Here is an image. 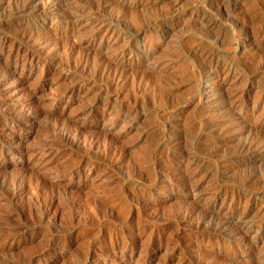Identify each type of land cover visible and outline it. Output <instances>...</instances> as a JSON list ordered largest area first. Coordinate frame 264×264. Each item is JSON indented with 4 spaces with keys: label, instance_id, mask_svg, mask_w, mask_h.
<instances>
[{
    "label": "rangeland",
    "instance_id": "1",
    "mask_svg": "<svg viewBox=\"0 0 264 264\" xmlns=\"http://www.w3.org/2000/svg\"><path fill=\"white\" fill-rule=\"evenodd\" d=\"M21 1L0 0V264H264V0Z\"/></svg>",
    "mask_w": 264,
    "mask_h": 264
},
{
    "label": "bare ground",
    "instance_id": "2",
    "mask_svg": "<svg viewBox=\"0 0 264 264\" xmlns=\"http://www.w3.org/2000/svg\"><path fill=\"white\" fill-rule=\"evenodd\" d=\"M26 1H27V0H25V1H21V2L24 3V2H26ZM30 1H31V0H28V1L26 2V4H28ZM51 1H52V0H51ZM62 1H63V0H62ZM113 1H114V0H113ZM142 1H143V0H142ZM46 2H47V1H46ZM55 2H56V1H55ZM60 2H61V1H60ZM98 2H99V1H98ZM148 2H149V1H148ZM34 3H35V2H34ZM96 3H97V2H96ZM96 3H95V4H96ZM14 4H15V3H14ZM14 4H13V5H14ZM29 5H30V4H29ZM52 5H53V4H52ZM137 5H138V4H137ZM15 6H16V5H15ZM17 6H18V3H17ZM21 6H23V5L21 4ZM33 7H34V6H33ZM40 7H41V6H40ZM96 7H97V6H96ZM110 7H111V6H110ZM15 8H16V7H14V11H15ZM21 8H22V7H21ZM47 8H48V6H47ZM49 8H50V6H49ZM52 8H53V7H52ZM16 9H17V8H16ZM43 9H44V8H43ZM43 9H42V10H43ZM97 10H98V9H97ZM175 10H176V9H175ZM19 11H20V10H19ZM23 11H25V10H23ZM27 11H28V10H27ZM31 11H33V10H31ZM95 11H96V10H95ZM102 11H103V10H102ZM50 12H52V11H50ZM99 12H100V11H99ZM170 12H171V11H170ZM11 13H12V12H11ZM26 13H27V12H26ZM39 13H40V12H39ZM74 13H75V12H74ZM93 13H94V12H93ZM11 15H12V14H11ZM17 15H18V14H17ZM29 15H30V14H29ZM93 15H94V14H93ZM100 15H101V14H100ZM170 15H171V14H170ZM170 15H169V16H170ZM43 16H44V15H43ZM70 16H71V15H70ZM73 16H74V15H73ZM98 16H99V15H98ZM16 17H17V16H16ZM36 17H37V16H36ZM84 17H85V16H84ZM119 17H120V16H119ZM65 18H66V17H65ZM65 18H64V20H66ZM73 18H74V17H73ZM96 19H97V18H96ZM116 19H117V18H116ZM161 19H162V18H161ZM166 19H167V18H166ZM72 20H73V19H72ZM112 20H113V19H112ZM117 20H118V19H117ZM170 20H171V19H170ZM139 21H141V20H139ZM67 22H68V21H67ZM115 22H116V20H115ZM115 22H114V23H115ZM129 22H130V21H129ZM142 22H143V21H142ZM111 23H112V22H111ZM70 24H71V23H70ZM76 24H77V23H76ZM105 24H106V23H105ZM117 24H118V23H117ZM100 25H101V24H100ZM110 25H111V24H110ZM72 26H73V24H72ZM106 27H107V26H106ZM115 27H116V26H115ZM93 28H94V27H93ZM97 28H98V27H97ZM145 28H146V27H144V29H145ZM107 29H108V28H107ZM141 29H143V28H141ZM136 32H137V31H136ZM130 35H131V34H130ZM128 36H129V35H128ZM23 39H24V38H23ZM23 39H21L22 42H23ZM27 39H31V38H27ZM25 41H26V40H25ZM31 41H32V40H31ZM28 43H30V42H28ZM249 44H250V43H249ZM25 46H26V45H25ZM33 46H34V44H33ZM33 46H32L31 48H33ZM29 47H30V46H29ZM46 47H47V46H46ZM38 48H39V47H38ZM38 48H37V49H38ZM26 49H27V48H26ZM28 49H29V48H28ZM33 49H35V48H33ZM16 50H17V49H16ZM33 51H34V50H33ZM16 52H17V51H16ZM43 52H44V51H43ZM45 52H46V51H45ZM34 53H35V52H34ZM45 54H46V53H45ZM29 56H30V55H29ZM105 59H106V58H105ZM84 60H85V59H84ZM79 62H80V61H79ZM78 64H79V63H78ZM103 64H104V63H103ZM106 64H107V63H106ZM108 64H109V63H108ZM95 65H97V64H95ZM104 65H105V64H104ZM109 65H110V64H109ZM111 65H112V64H111ZM102 66H103V65H102ZM81 67H82V66H81ZM87 67H88V66H87ZM89 67H90V69H91V66H89ZM111 67H112V66H111ZM221 67H222V66H221ZM224 67H225V66H224ZM119 68H120V67H119ZM119 68H118V69H119ZM122 68H123V67H122ZM80 69H81V68H80ZM88 69H89V68H88ZM88 69H87V70H88ZM92 69H94V66H93ZM92 69H91V70H92ZM102 69H104V68H102ZM108 69H109V68H108ZM108 69H107V70H108ZM85 70H86V69H85ZM7 71H8V70H7ZM81 71H82V70H81ZM114 71H115V70H114ZM108 72L110 73V71H108ZM227 72H228V70H227ZM7 73H8V72H7ZM100 73H102V71H101ZM105 73H106V72H105ZM217 73H218V72H217ZM10 74H11V73H10ZM13 74H14V73H13ZM119 74H121V73L119 72ZM150 74H151V73H150ZM222 74H223V73H222ZM0 75H1V73H0ZM114 75H115V73H114ZM2 76H3V75H2ZM2 76H1V77H2ZM99 76H101V74H100ZM218 76H219V75H218ZM1 77H0V78H1ZM9 77H10V75H9ZM11 77H12V75H11ZM132 77H133V76H132ZM229 77H230V76H229ZM2 78H3V77H2ZM13 78H14V77H13ZM141 78H142V77H141ZM7 79H8V78H7ZM115 79H116V78H115ZM115 79H114V80H115ZM124 79H125V78H124ZM124 79H123V80H124ZM114 80H113V81H114ZM123 80H122V81H123ZM1 81H2V80H1ZM124 81H125V80H124ZM133 81H134V80H133ZM128 82H129V81H128ZM131 82H132V81H131ZM217 83H218V82H217ZM110 84H111V83H110ZM106 85H107V84H106ZM135 85H136V84H135ZM137 85H138V84H137ZM137 85H136V86H137ZM103 86H104V85H103ZM157 87H158V86H157ZM218 87H219V86H218ZM218 92H219V91H218ZM68 93H69V92H68ZM222 93H223V92H222ZM216 94H217V93H215V95H216ZM137 95H138V94H137ZM241 95H242V94H241ZM260 95H261V94H260ZM157 96H158V95H157ZM212 96H213V95H212ZM216 96H217V95H216ZM210 97H211V96H210ZM150 98H151V97H150ZM228 98H229V97H228ZM233 100H234V99H233ZM132 111H133V110H132ZM4 123H5V122H4ZM222 123H223V122H222ZM1 124H2V123H1ZM8 124H9V123H8ZM217 125H218V124H217ZM220 125H221V124H220ZM4 126H5V125H4ZM242 126H243V125H242ZM54 128H55V126H54ZM247 128H248V127H247ZM51 129H52V128H51ZM245 129H246V128H245ZM53 130H54V129H53ZM59 130H60V129H59ZM56 131H57V130H56ZM64 132H65V131H64ZM77 132H78V131H77ZM246 132H247V131H246ZM248 132H249V131H248ZM248 132H247V133H248ZM62 133H63V131H62ZM78 133H79V132H78ZM58 134H59V133H58ZM60 134H61V133H60ZM244 134H245V133H244ZM253 134H254V133H253ZM253 134H252V135H253ZM257 134H258V133H257ZM10 135H11V134H10ZM49 135H50V134H49ZM74 135H75V134H74ZM252 135H251V136H252ZM255 135H256V134H254V136H255ZM51 136H52V135H51ZM51 136H50V137H51ZM62 136H63V135H62ZM64 136H65V135H64ZM77 136H78V135H77ZM45 137H46V136H45ZM65 137H66V136H65ZM72 137H73V135H72ZM69 138H70V137H69ZM69 138H68V139H69ZM252 138H254V137H252ZM5 139H6V138H5ZM72 139L74 140V138H72ZM246 139H247V141H248V138H246ZM13 140H14V139H13ZM43 140H44V139H43ZM53 140H56V139H53ZM57 140H58V139H57ZM62 140H63V139H62ZM66 140H67V139H66ZM254 140H255V139H254ZM258 140H259V139H258ZM4 141H5V140H3L2 138H0V146L7 145V144H8V143H5ZM46 141H47V140H46ZM91 141H92V140H91ZM17 142H18V141H17ZM47 142H48V141H47ZM54 142H55V141H54ZM67 142H68V141H67ZM92 142H93V141H92ZM95 142H97V141H95ZM251 142H252V141H251ZM11 143H12V142H11ZM11 143H9V144H11ZM60 143H61V142H60ZM65 143H66V142H65ZM74 143H75V142H74ZM243 143H244V142H243ZM248 143H249V142H248ZM248 143H247V144H248ZM42 144H43V143H42ZM44 144H45V143H44ZM68 144H69V143H68ZM70 144H71V143H70ZM79 144H80V143H79ZM95 144H96V143H95ZM247 144H246V146H247ZM249 144H250V143H249ZM257 144H258V142H257ZM260 144H261V143H260ZM53 145H54V144H53ZM55 145H56V144H55ZM64 145H65V144H64ZM71 145H72V144H71ZM93 145H94V144H93ZM243 145H244V144H243ZM56 146H57V145H56ZM65 146H66V145H65ZM48 147H50V146H48ZM67 147H68V146H67ZM78 147H79V146H78ZM78 147H77V148H78ZM248 147H249V146H248ZM255 147H257V146H255ZM255 147H253V148H255ZM258 147H259V146H258ZM258 147H257V148H258ZM16 148H17V147H16ZM20 148H21V147H20ZM112 148H113V147H112ZM237 148H238V147H237ZM6 149H7V148H6ZM69 149H70V148H69ZM1 150H2V149H1ZM247 150H248V148H247ZM17 151H18V150H17ZM106 151H107V150H106ZM216 151H218V150H216ZM244 152H245V151H244ZM82 154H83V153H82ZM88 157H89V156H88ZM33 159H34V158H33ZM79 159H80V158H79ZM84 159H85V158H84ZM43 160H44V159H43ZM48 161H49V160H48ZM91 161H92V159H91ZM91 161H90V162H91ZM77 162H78V161H77ZM23 166H24V165H23ZM68 166H69V165H68ZM45 167H47V166H45ZM74 167H75V166H74ZM28 168H29V166H28ZM59 168H60V167H59ZM22 169H23V167H22ZM26 169H27V168H26ZM72 170H73V169H72ZM29 171H31V170H29ZM26 173H27V172H26ZM31 173H32V172H31ZM254 173H255V172H254ZM32 175H34V174L32 173ZM54 176H55V175H54ZM13 177H14V176H13ZM17 178H18V177H17ZM163 178H164V177H163ZM25 179H26V178H25ZM31 179H33V177H31ZM15 180H16V179H15ZM23 180H24V179H23ZM34 181H35V180H34ZM6 182H7V181H6ZM25 182H26V181H25ZM2 183H3V182H2ZM4 183H5V182H4ZM28 183H29V182H28ZM28 183H27V184H28ZM189 183H190V182H189ZM10 184H12V183H9V185H10ZM41 184H43V183H41ZM5 185H6V184H5ZM25 185H26V184H25ZM31 185H32V184H31ZM36 185H38V183H37ZM181 185H182V184H181ZM1 186H2V185H1ZM21 186H23V185L21 184ZM39 186H40V185H39ZM8 187H9V186H8ZM36 187H37V186H36ZM40 187H41V186H40ZM43 187H44V186H43ZM189 187H190V186H189ZM10 188L12 189L11 186L9 187V189H10ZM32 189H33V188H32ZM45 189H46V188H45ZM4 190H5V189H4ZM39 190H40V189H39ZM41 190H42V189H41ZM41 190H40V191H41ZM8 191H9V190H8ZM13 191L16 192V191H17L16 188H14ZM37 191H38V190H37ZM2 192H3V191H2ZM10 192L12 193L11 190H10ZM18 192H19V191H18ZM35 192H36V191H35ZM11 193H10V194H11ZM33 193H34V192H33ZM41 193H43V191H42ZM28 194H29V193H28ZM21 195H22V194H21ZM34 195H35V193H34ZM38 195H39V194H38ZM4 196H5V195H4ZM4 196H3V197H4ZM24 196H25V195H24ZM28 196H30V195H28ZM11 197H12V195H11ZM31 197H32V196H31ZM47 197H48V196H47ZM51 197H52V196H51ZM51 197H49V200H50ZM54 197H55V196H54ZM19 199H20V198H19ZM52 199H53V198H52ZM2 200H3V199H2ZM2 200H1V201H2ZM40 200H41V198H40ZM34 201H35V200H34ZM37 201H38V200H37ZM38 202H39V201H38ZM38 202H37V203H38ZM39 203H41V202H39ZM50 203H51V202H50ZM25 204H26V203H25ZM41 204H42V203H41ZM48 204H49V203H48ZM23 205H24V204H23ZM38 205H39V204H38ZM5 206H6V205H5ZM31 206H32V205H31ZM39 206H40V205H39ZM19 207H21V206H19ZM8 208H9V207H8ZM38 208H39V207H38ZM41 208H43V207L41 206ZM80 208H81V207H80ZM9 209H10V208H9ZM32 209H33V208H32ZM34 209H35V208H34ZM43 209H44V208H43ZM45 209H46V208H45ZM101 209H102V208H101ZM101 209H100V210H101ZM190 209H191V208H190ZM193 209H194V208H193ZM198 209H199V208H198ZM21 210H22V209H21ZM26 210H28V209H26ZM37 210H38V209H37ZM146 210H147V209H146ZM201 210L203 211V209H201ZM0 211H1V209H0ZM18 211H19V210H18ZM32 211H33V210H32ZM77 211H78V210H77ZM187 211H188V210H187ZM196 211H198V210H196ZM20 212H21V211H20ZM35 212H36V211H35ZM41 212H42V211H41ZM43 212H44V211H43ZM81 212H82V211H81ZM205 212H206V211H205ZM209 212H210V210H209ZM2 213H3V212H2ZM4 213H5V212H4ZM6 213H7V212H6ZM12 213H13V212H12ZM14 213H15V212H14ZM27 213H28V212H26L25 214H27ZM33 213H34V212H33ZM38 213H39V211H38ZM68 213H69V212H68ZM74 213H75V212H74ZM94 213H97V212L95 211ZM190 213H191V212H190ZM192 213H193V212H192ZM7 214H8V213H7ZM35 214H37V213H35ZM45 214H46V213H45ZM79 214H80V213H79ZM98 214H99V213H98ZM179 214H180V213H179ZM211 214H212V213H211ZM1 215H2V214H1ZM1 215H0V216H1ZM16 215H17V214H16ZM40 215H41V214H40ZM76 215H77V213H76ZM99 215H100V214H99ZM200 215H201V214H200ZM33 216H35V215L33 214ZM45 216H46V215H45ZM70 216H71V215H70ZM95 216H96V214H95ZM95 216H94V218H95ZM244 216H245V215H244ZM20 217H21V216H20ZM25 217H26V216H25ZM27 217H28V216H27ZM27 217H26V219H27ZM29 217H30V216H29ZM29 217H28V218H29ZM41 217H42V216H41ZM200 217H201V216H200ZM45 218H46V217H45ZM94 218H93V220H94ZM105 218H106V217H105ZM110 218H111V216H110L108 219H110ZM186 218H187V217H186ZM217 218H218V217H217ZM7 219H8V218H7ZM20 219H21V218H20ZM98 219H99V218H98ZM101 219H102V218H101ZM112 219H113V218H112ZM191 219H192V218H191ZM221 219H222V218H221ZM221 219H220V220H221ZM223 219H224V218H223ZM3 220H4V219H3ZM3 220H2V221H3ZM8 220H9V219H8ZM28 220H29V219H28ZM28 220H27V221H28ZM49 220H50V219H49ZM74 220H75V219H74ZM95 220H96V219H95ZM199 220H200V219H199ZM211 220H212V219H211ZM213 220H214V219H213ZM213 220H212V221H213ZM217 220H218V219H217ZM217 220H216V221H217ZM20 221H21V220H20ZM37 221H38V220H37ZM66 221H67V220H66ZM114 221H115V220H114ZM205 221H206V220H205ZM208 221H209V219H208ZM25 222H26V221H25ZM38 222H39V221H38ZM38 222H37V223H38ZM41 222H42V221H41ZM47 222H48V221H47ZM52 222H53V221H52ZM54 222H55V221H54ZM67 222H68V221H67ZM69 222H70V221H69ZM96 222H97V221H96ZM179 222H180V221H179ZM195 222H196V221H195ZM195 222H194V223H195ZM202 222H203V221H202ZM206 222H207V221H206ZM19 223H20V222H19ZM32 223H33V222H32ZM65 223H66V222H65ZM200 223H201V221H200ZM28 224H29V223H28ZM57 224H58V223H57ZM71 224H72V223H71ZM195 224H196V223H195ZM225 224H227V223H225ZM11 225H12V224H11ZM18 225H19V224H18ZM21 225H22V224H21ZM193 225H194V224H193ZM206 225H207V224H206ZM206 225H205V226H206ZM228 225H229V224H228ZM42 226H43V225H42ZM49 226H50V225H49ZM199 226H200V225H199ZM11 227H12V226H11ZM14 227H16V226H14ZM61 227H62V226H61ZM192 227L194 228V226H192ZM23 228H24V227H23ZM25 228H26V227H25ZM27 228H28V227H27ZM43 228H44V227H43ZM193 228H192V229H193ZM204 228H206V227H204ZM208 228H209V227H208ZM208 228H206V229H208ZM221 228H222V227H221ZM1 229H2V227H1ZM65 229H66V228H65ZM65 229H64V231H65ZM226 229H227V228H226ZM4 230H5V229H4ZM9 230H10V229H9ZM30 230H31V229H30ZM37 230H39V229H37ZM42 230H43V229H42ZM53 230H54V229H53ZM60 230H63V229H60ZM13 231H14V230H13ZM16 231H17V230H16ZM26 231H27V230H26ZM51 231H52V230H51ZM213 231H214V230H213ZM32 232H33V231H32ZM60 233H61V232H60ZM63 233H64V232H63ZM223 233H224V232H223ZM0 234H1V233H0ZM17 234H18V232H17ZM22 234H23V233H22ZM24 234H26V233H24ZM46 234H47V233H46ZM40 235H41V234H40ZM52 235H53V234H52ZM201 235H202V234H201ZM207 235H208V234H207ZM213 235H214V234H213ZM215 235H216V234H215ZM49 236H50V235H49ZM20 237H21V236H20ZM65 237H66V236H65ZM207 237H208V236H207ZM226 237H227V236H226ZM117 238H118V237H117ZM221 238H222V237H221ZM229 238H230V236H229ZM11 239H12V238H11ZM20 239H21V238H20ZM49 239H50V238H49ZM54 239H55V238H54ZM5 240H6V239H5ZM7 240H8V239H7ZM21 240H22V239H21ZM34 240H35V239H34ZM59 240H60V239H59ZM119 240H120V239H119ZM121 240H122V239H121ZM57 241H58V240H57ZM46 243H47V242H46ZM55 243H56V242H55ZM119 243H120V242H119ZM27 244H28V243H27ZM47 244H48V243H47ZM53 244H54V243H53ZM125 244H126V243H125ZM41 245H42V244H41ZM55 245H56V244H55ZM118 245H119V244H118ZM0 246H1V245H0ZM15 246H16V245H15ZM239 247H240V246H239ZM5 248H6V247H5ZM40 249H41V248L39 247V250H40ZM46 249H47V248H46ZM234 249H235V248H234ZM239 250H240V249H239ZM1 251H3V250H1ZM49 251H50V250H49ZM52 251H53V250H52ZM111 251H112V249L106 247V248L103 249V252H101V253L103 254V256H104V255L107 256L108 254L111 253ZM247 251H248V249H247ZM44 252H45V251H44ZM148 252H149V251H148ZM3 253H4V252H3ZM8 253H9V252L7 251V255H6V256H8ZM38 253H39V252H38ZM232 253H233V252H232ZM0 254H2V252H1ZM34 255H35V254H34ZM38 255H39V254H38ZM110 255H111V254H110ZM17 256H18V255H17ZM28 256H29V255H28ZM35 256H36V255H35ZM41 256H42V255H41ZM93 256H94V255H93ZM8 257H9V256H8ZM10 257H11V256H10ZM22 258H23V257H22ZM101 258H103V257H101ZM225 258H226V257H225ZM35 259H36V258H35ZM90 259H91V258H90ZM95 259H96V258H95ZM222 259H223V258H222ZM258 259H259V258H258ZM2 260H3V259H2ZM5 260H6V259H5ZM20 260H22V259H20ZM30 260H31V259H30ZM209 260H210V259H209ZM227 260H228V259H227ZM6 261H7V260H6ZM17 261H18V260H17ZM22 261H23V260H22ZM128 261H129V258H125V260H123L122 262H124V263L127 262V263H128ZM228 261H229V260H228ZM262 261H263V258H262ZM10 262H11V261H10ZM10 262H8V263L10 264ZM213 262H214V261H213ZM220 262H221V261H220ZM25 263H27V262H25ZM91 263H92V262H91ZM161 263H162V262H161ZM198 263H199V262H198ZM200 263H201V262H200ZM200 263H199V264H200ZM206 263H207V262H206ZM210 263H211V262H210ZM210 263H209V264H210ZM224 263H225V262H224ZM224 263H223V264H224ZM235 263H236V262H235ZM11 264H12V263H11ZM204 264H205V262H204ZM207 264H208V263H207Z\"/></svg>",
    "mask_w": 264,
    "mask_h": 264
}]
</instances>
